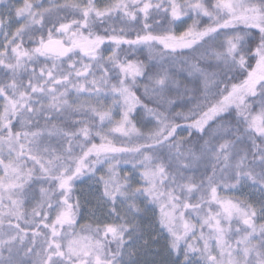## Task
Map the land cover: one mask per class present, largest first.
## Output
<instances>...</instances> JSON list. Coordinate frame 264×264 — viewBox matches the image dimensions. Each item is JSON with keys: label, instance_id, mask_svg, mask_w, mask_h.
Masks as SVG:
<instances>
[{"label": "snow or ice", "instance_id": "snow-or-ice-1", "mask_svg": "<svg viewBox=\"0 0 264 264\" xmlns=\"http://www.w3.org/2000/svg\"><path fill=\"white\" fill-rule=\"evenodd\" d=\"M150 208L171 264H264V0H0V264H140Z\"/></svg>", "mask_w": 264, "mask_h": 264}, {"label": "rangeland", "instance_id": "rangeland-1", "mask_svg": "<svg viewBox=\"0 0 264 264\" xmlns=\"http://www.w3.org/2000/svg\"><path fill=\"white\" fill-rule=\"evenodd\" d=\"M22 2V0H21ZM45 3H47V0H44ZM97 3H103V0H97ZM187 23H191L190 20H188L186 23H178L174 26L173 30L179 31L184 30L186 28ZM130 35L134 36V33H130ZM188 50H184L185 53H187ZM139 58L141 60H146L147 58V52L137 53ZM176 60L174 63H171L168 65V70L170 73L173 74L174 79H176L179 83L178 88H173L171 93L169 94L170 97L174 100H176L177 104L182 103L180 95L178 93H183L184 86L190 85V78L187 74V65L184 62V56L181 54V52H177L175 54ZM138 94L143 93V89H138ZM257 98L249 97V100H253ZM151 105V101H146ZM173 111H187V107L181 108V107H174ZM234 111V110H233ZM143 113V110H139V112L136 114L135 123L138 127H140L143 123L141 119V114ZM144 120L151 119V117L147 115H143ZM179 123L182 125V127H186V124L182 117L177 118ZM209 123H212L211 121ZM194 136L191 139H194L196 136H199V133H196L195 130H193ZM182 135L187 136V131H184ZM121 167H124L121 165ZM130 167V166H129ZM99 176V173H97V177ZM99 186L95 183H93L87 176L82 179V181H77L75 193L76 196L79 197L80 203L82 205L81 207V223H83L87 219V215L89 213L90 207L96 206V189ZM222 195H228V196H241V197H248L250 198L254 203H258L261 199V193L256 190L253 187L250 186H242L239 190L235 192H224L221 191ZM76 197H74L75 199ZM87 201V203H86ZM156 214H158V210H156ZM155 215L153 210L150 208L147 212L142 214L141 217V227L144 231V238L149 240V247H147L139 256L140 264H171V261L175 259V255L172 256L168 255V252L166 250L165 242L163 239L159 240V242H154L152 240V234H153V228L152 224L154 222ZM158 227V226H157ZM30 235V233H29ZM140 245H143V240H141ZM181 259L183 258L181 254Z\"/></svg>", "mask_w": 264, "mask_h": 264}]
</instances>
